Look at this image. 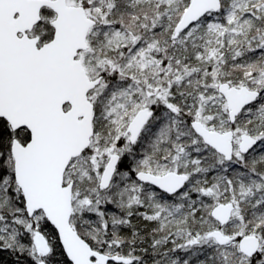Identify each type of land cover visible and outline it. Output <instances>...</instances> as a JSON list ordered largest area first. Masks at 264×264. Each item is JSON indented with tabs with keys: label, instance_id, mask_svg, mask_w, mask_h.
I'll list each match as a JSON object with an SVG mask.
<instances>
[{
	"label": "snow or ice",
	"instance_id": "obj_1",
	"mask_svg": "<svg viewBox=\"0 0 264 264\" xmlns=\"http://www.w3.org/2000/svg\"><path fill=\"white\" fill-rule=\"evenodd\" d=\"M0 264H264V0H0Z\"/></svg>",
	"mask_w": 264,
	"mask_h": 264
}]
</instances>
